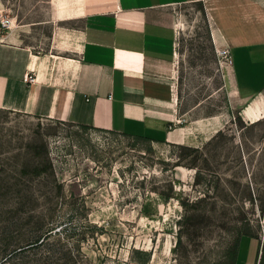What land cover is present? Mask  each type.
I'll use <instances>...</instances> for the list:
<instances>
[{"label":"rangeland","instance_id":"1","mask_svg":"<svg viewBox=\"0 0 264 264\" xmlns=\"http://www.w3.org/2000/svg\"><path fill=\"white\" fill-rule=\"evenodd\" d=\"M216 1L172 10L182 107L223 114L207 141L152 145L0 109V264H230L237 240L263 236L264 116L244 122L232 107L212 13L228 4L237 24L220 29L264 38V8ZM231 57L240 85L260 69Z\"/></svg>","mask_w":264,"mask_h":264},{"label":"crops","instance_id":"2","mask_svg":"<svg viewBox=\"0 0 264 264\" xmlns=\"http://www.w3.org/2000/svg\"><path fill=\"white\" fill-rule=\"evenodd\" d=\"M204 1L24 0L21 14L14 8L12 17L5 15L12 27L0 35V109L145 138L152 145L193 147L207 141L223 128V114L190 118L202 103L182 107L172 11ZM226 1L232 0L216 2ZM251 4L264 8L259 0ZM227 5H214L212 39L237 64L260 63L244 84L234 63L225 76L232 107L251 123L247 107L264 92V38L220 29L237 24ZM259 250V237L242 236L234 264H264V248L261 256Z\"/></svg>","mask_w":264,"mask_h":264},{"label":"built area","instance_id":"3","mask_svg":"<svg viewBox=\"0 0 264 264\" xmlns=\"http://www.w3.org/2000/svg\"><path fill=\"white\" fill-rule=\"evenodd\" d=\"M12 27V19L7 18V16H3L2 12L0 11V35L5 34L10 28ZM217 55L219 58L223 59L222 64L225 66H232L233 61L231 57L230 50L228 48L217 50ZM32 76H28V81H33ZM263 248H264V232L263 236L260 238V256L263 254ZM259 264V262L257 263Z\"/></svg>","mask_w":264,"mask_h":264},{"label":"bare ground","instance_id":"4","mask_svg":"<svg viewBox=\"0 0 264 264\" xmlns=\"http://www.w3.org/2000/svg\"><path fill=\"white\" fill-rule=\"evenodd\" d=\"M249 111L252 112V114L248 116L251 122L259 121L264 116V103L261 101L253 102L249 107H247L246 114Z\"/></svg>","mask_w":264,"mask_h":264},{"label":"trees","instance_id":"5","mask_svg":"<svg viewBox=\"0 0 264 264\" xmlns=\"http://www.w3.org/2000/svg\"><path fill=\"white\" fill-rule=\"evenodd\" d=\"M80 128L83 129L84 131L92 129L90 127H85V126H82ZM134 140L137 141V142H143V143H149L150 144V140L149 139L137 137V138H134ZM243 236H252V235H243ZM238 242H239V240H237L235 242L234 248H233V250L231 251V253L229 255L230 264H234L235 263ZM145 262H146L145 260L140 261V263H142V264H144Z\"/></svg>","mask_w":264,"mask_h":264}]
</instances>
